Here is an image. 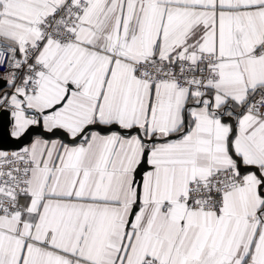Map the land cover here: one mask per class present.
Masks as SVG:
<instances>
[{"label": "snow or ice", "instance_id": "snow-or-ice-1", "mask_svg": "<svg viewBox=\"0 0 264 264\" xmlns=\"http://www.w3.org/2000/svg\"><path fill=\"white\" fill-rule=\"evenodd\" d=\"M0 264H264V0H0Z\"/></svg>", "mask_w": 264, "mask_h": 264}]
</instances>
